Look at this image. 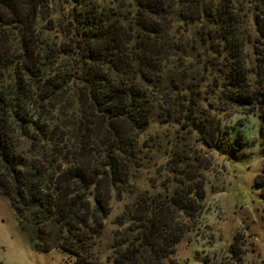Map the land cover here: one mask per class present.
Returning <instances> with one entry per match:
<instances>
[{"label": "trees", "instance_id": "trees-1", "mask_svg": "<svg viewBox=\"0 0 264 264\" xmlns=\"http://www.w3.org/2000/svg\"><path fill=\"white\" fill-rule=\"evenodd\" d=\"M239 17L237 0H0V194L34 251L60 249L71 264L173 254L203 212L195 176L133 197L111 254L94 246L111 194L134 186L150 124L174 120L211 147L218 128L206 132L198 110L206 93L210 109L258 113L264 142V74L250 66L263 52Z\"/></svg>", "mask_w": 264, "mask_h": 264}, {"label": "rangeland", "instance_id": "rangeland-1", "mask_svg": "<svg viewBox=\"0 0 264 264\" xmlns=\"http://www.w3.org/2000/svg\"><path fill=\"white\" fill-rule=\"evenodd\" d=\"M237 1L240 30L254 44L255 52H263L250 66L259 64L256 72L264 74V40L256 38V30H264V0ZM245 50L250 54V44ZM255 81V88L262 93L264 75ZM200 98L203 129L218 128L211 147L202 145L195 132L182 129L174 120L149 125L141 138L147 151L134 186L121 195L111 194L110 214L94 246L102 260L111 254L113 232L121 229L115 222L123 217L133 197L142 192L161 196L195 176L194 181L201 179L204 185L202 215L162 264H264V142L259 114L246 115L242 109L221 112L207 107L212 104L208 94ZM235 139L238 146H234ZM72 262L73 257L60 249L34 251L9 200L0 194V264Z\"/></svg>", "mask_w": 264, "mask_h": 264}]
</instances>
